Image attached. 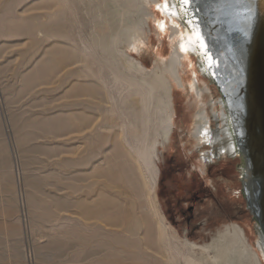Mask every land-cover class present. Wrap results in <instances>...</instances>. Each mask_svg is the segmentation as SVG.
<instances>
[{
	"label": "rangeland",
	"instance_id": "1",
	"mask_svg": "<svg viewBox=\"0 0 264 264\" xmlns=\"http://www.w3.org/2000/svg\"><path fill=\"white\" fill-rule=\"evenodd\" d=\"M145 6L141 48L129 39L135 28L111 52L102 36L120 28L123 0H0V264H186L177 255L186 239L210 244L230 223L255 241L240 160L201 170L209 146L198 149L191 135L198 105L189 89L174 86L175 132L159 146L155 203L150 172L126 164L119 135L134 126L124 105L138 96L112 82L115 64L130 73L128 55L149 74L176 46L158 5ZM130 10L124 22L136 23ZM182 62L192 80L193 62Z\"/></svg>",
	"mask_w": 264,
	"mask_h": 264
},
{
	"label": "bare ground",
	"instance_id": "2",
	"mask_svg": "<svg viewBox=\"0 0 264 264\" xmlns=\"http://www.w3.org/2000/svg\"><path fill=\"white\" fill-rule=\"evenodd\" d=\"M116 1L118 2V0ZM123 1L125 7L120 14V28L102 36L105 49L114 51L118 42L127 37L125 32L135 28L136 34L133 37L130 36L129 39L134 50L141 48L139 43L143 39L141 37H143L144 28L146 26L149 28L151 16L145 5H151V3L160 6L161 15H164L171 23V37L173 41L176 40L175 49L169 60L164 61L163 65L157 66L153 72L144 74L145 66L143 63L127 55V65L125 66L130 73L126 74L122 69L120 70L119 62L115 64L117 72L111 73L112 82L121 86L123 92L126 91L133 93L136 97L138 96V100H133L124 105L131 107V120H128L129 116H126L125 121L130 123V128L134 126L133 131L124 129L123 134H117L120 138L119 141L127 142L129 145V151H126L129 160L126 164L130 165V169L134 165L133 169L140 176L145 175L144 171L146 174L148 171L150 172L152 176L150 192L155 203L160 174L156 161L159 146L170 145L175 132L177 115L175 85L189 89L198 105L192 120L191 135L198 149L206 145L209 146L201 155V170L204 171L215 159L222 158L224 160L240 154L236 146L239 138L236 135L237 123L235 121L240 102L233 100V98L238 94L239 86L243 82V65L239 62V57L233 55L229 47L228 36L220 29V24L222 20L224 23V19L227 18L226 21L233 23L234 27L237 26L246 31L251 24L252 8L245 0H195L194 7L198 9L196 15L199 18L197 32L203 38L206 45L204 48L200 46V41L196 35L193 34L189 40V29L180 20L167 15V9L164 8L165 0ZM260 2L264 7V0H260ZM172 3L173 0H168L169 6ZM176 3L179 4L180 0H176ZM129 5L136 13L140 14L136 23L129 22L127 19L124 22V18L129 16L130 9H132ZM163 27H166L165 22ZM135 40L139 41L138 44H135ZM205 52L209 54L210 59L205 55ZM183 59L193 62L191 64L192 80L184 79L180 75L179 66L183 64ZM228 73L233 78L231 83L229 79H224V77H228ZM209 84L219 88L217 100H214L213 90ZM122 91L119 94L120 98ZM206 93L209 95V102ZM253 97L257 102V88L254 90ZM251 104L250 99L249 109ZM210 111L212 114L209 113ZM262 112L258 106L255 125V134L258 139L257 153L260 152V141L263 138ZM212 120L216 123V127ZM239 134L242 138H249L250 130H247L246 136L243 132ZM123 149H125L124 143ZM242 169L244 173H247L245 163H242ZM262 201L264 206V200ZM245 228L237 223L225 224L218 229L217 237L206 245H198L186 239L183 242L184 252L179 251L177 255L186 264H264V238L258 224L255 223L254 227L256 235L254 242L251 241Z\"/></svg>",
	"mask_w": 264,
	"mask_h": 264
},
{
	"label": "water",
	"instance_id": "3",
	"mask_svg": "<svg viewBox=\"0 0 264 264\" xmlns=\"http://www.w3.org/2000/svg\"><path fill=\"white\" fill-rule=\"evenodd\" d=\"M252 8L251 24L247 30L233 26V23L227 22L225 18L220 24L228 36L229 47L233 55L239 57V62L243 65V82L240 84L238 94L233 100H238L239 110L235 115L237 123L236 135L237 148L239 155L231 158L240 160L239 173L241 192L246 202L252 220L258 224L261 234L264 238V7L260 0H245ZM229 82L233 78L228 73L224 77ZM230 82V83H231ZM257 88L258 99L254 100V90ZM251 107L249 109V100ZM263 111L262 134L260 141V152L258 151L256 129L257 109ZM250 120V122H249ZM250 130L249 138L240 137V132L246 136L247 130ZM242 163H245L246 172L242 169Z\"/></svg>",
	"mask_w": 264,
	"mask_h": 264
},
{
	"label": "snow or ice",
	"instance_id": "4",
	"mask_svg": "<svg viewBox=\"0 0 264 264\" xmlns=\"http://www.w3.org/2000/svg\"><path fill=\"white\" fill-rule=\"evenodd\" d=\"M194 5L195 0H180L179 4L176 3V0H173V3L171 6H169L168 0H165L164 8L167 9V15L169 17L180 20L185 25V27L189 29V40L194 34L199 39L200 46L206 48L202 36H200V34L197 32V29L199 28V18L196 15L198 9L195 8ZM157 10H160L159 5L157 6ZM160 26L163 30V23H161ZM205 55L208 56L209 59L211 58L207 52H205Z\"/></svg>",
	"mask_w": 264,
	"mask_h": 264
}]
</instances>
